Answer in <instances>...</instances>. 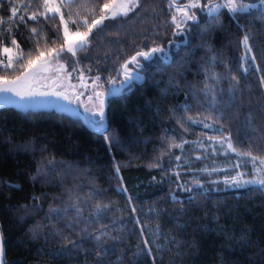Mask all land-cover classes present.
Segmentation results:
<instances>
[{"label": "trees", "instance_id": "obj_1", "mask_svg": "<svg viewBox=\"0 0 264 264\" xmlns=\"http://www.w3.org/2000/svg\"><path fill=\"white\" fill-rule=\"evenodd\" d=\"M112 1L74 0L80 6L71 9L68 27L75 31L71 21L84 16L91 22L92 5L99 18V5ZM243 2L256 6L236 14L222 10L214 29L193 25L181 35L170 19L178 4L169 10V0H141L128 17L97 25L75 57L62 53L58 63L73 80L79 70L89 84L99 74L104 88L98 90L109 92L122 80L120 65L135 53L164 49L143 60V82L109 100L104 133L57 111L0 109L6 264H264V188L226 183L237 172L252 178L253 165L207 139L230 137L238 150L264 155V5ZM38 3L0 0V51L14 38L24 63L37 48L57 62L47 51L64 43L63 25L58 16L29 20ZM14 6L26 23L12 18ZM62 11L67 20L69 9ZM196 11L199 27H207L212 18ZM33 27L45 34L39 45ZM245 34L255 62L241 60ZM20 64L17 58L11 68L0 67V78L19 75L27 68ZM232 77L239 81L234 92ZM184 141L183 149L172 147ZM145 238L151 256L141 251Z\"/></svg>", "mask_w": 264, "mask_h": 264}, {"label": "snow or ice", "instance_id": "obj_2", "mask_svg": "<svg viewBox=\"0 0 264 264\" xmlns=\"http://www.w3.org/2000/svg\"><path fill=\"white\" fill-rule=\"evenodd\" d=\"M29 6L32 3V0H28ZM176 4V0H169L168 8L169 10L173 9V7ZM261 4L264 5V0H261ZM80 5H77L74 3V0H39V3L37 5V10L31 11L30 14H28V19L31 21H38L40 17H43L45 20H52L55 19L56 16L59 17V22L61 25H63L62 28V39L64 41L63 44L60 45L59 49L52 48L47 51V56L52 57L57 62L61 59L62 53L65 51L67 53H70L71 56L75 57L77 54V51H82L86 48V46L90 43L88 40V36L92 33V30L97 27V25H100L105 19H112L115 20L117 18H126L129 16L130 13H133L137 8L141 7V0H113V3H104L102 5H99L100 8V15L99 18H96V12L95 8L96 5H92L90 7L93 8L92 11V20L89 22V19L87 16L81 17L80 21L77 22L76 20H72V24L75 26V32L73 33L69 27L68 22L71 20V17L73 15V12L71 11L72 8L78 7ZM256 5L251 3H244L243 0H187V3L182 4L180 7H176L174 12L170 11V19L171 24L176 30L175 34H184L186 31H191L192 26H197V30L201 32H206L214 29L215 26L219 25L221 22L222 16L225 14L224 11L226 10L227 13L230 14H236L238 12H244L247 11L249 8H253ZM67 7L69 9L68 12V19H65V14L62 11L63 8ZM197 9L204 15L211 17L212 19L208 22L207 27L200 28V21L202 19L201 16L197 14ZM110 11V15H105V13H108ZM51 14V16H50ZM11 15L12 18H17L20 22L26 23L24 15H20L17 17V7H12L11 9ZM76 15L79 17V13H76ZM191 22V23H189ZM4 22L2 19H0V25H2ZM84 27L86 30L81 32L80 28ZM30 32L33 34V37L36 39L37 45H39V42L41 39L45 38V34L43 32H38V29L36 27H33L30 29ZM73 35L76 37L75 40L72 39ZM250 37L248 34H245L243 36L242 44H243V55L241 57V60L245 62H255L256 57L252 54L251 45L249 43ZM2 43V42H0ZM10 43L15 46L19 47L17 44V41L13 38L11 39ZM55 44V41L52 42ZM3 52L8 54L7 56V62L0 60V67L3 69L11 68L13 65V57H12V48H9L7 46H3ZM33 51H37L38 54L33 59L31 55H29L28 59L26 60V63H24V56L21 54L18 57V60L21 62V67H27L32 68L34 63L36 61H40V66L37 69V71H48L50 67V61L45 58L46 52L44 50H40L39 48L33 49ZM157 52H164V49L162 47H153L150 51H138L134 56H132L128 61L120 65V71L117 72V75H123L124 79L121 81V87L120 88H114L111 89V94L115 95L118 92L121 91L125 86H131L132 83L141 77V73L139 71L133 72V70L129 69V64L135 65L137 67H142L141 60L138 58H143L144 60H149L152 58L153 53ZM78 63V61H77ZM59 68L61 71L65 70V66L63 64L59 65ZM73 72H76L77 69L73 68ZM242 71L244 73L248 72V68L242 66ZM35 76V73H33V77ZM66 79L69 81V87L75 88L76 85L71 84L72 79V72H68ZM87 77H85L83 70H79V75L77 76V80L80 83L81 88H83L85 91L89 87L85 83ZM91 94L87 96V100L89 102H92L95 98L96 101H98L97 104H94L93 108H89L87 105H85L84 111L90 113L89 120L91 123L94 124V126L98 128H103V122L105 120V106H104V96L106 95V92L108 90H98L104 88V82L101 81V76L99 74L95 75L94 77H91ZM232 80L236 81V84L233 85L230 88V91L237 90V86L239 85V81L236 80L235 77H232ZM29 77L27 75H22L16 77L15 80H5L0 78V94H7V93H14L16 96L21 97L23 100L25 97L31 98L32 96L36 95V93L32 92L31 89L25 90L26 85L28 84ZM260 87L264 88V76H261L259 78ZM108 84H114L115 81L109 78L107 80ZM40 95H56L61 96L62 93L60 92H53V93H40ZM79 95H84V91H81ZM79 95L76 97L77 100H79ZM5 98H8L5 96ZM64 99H67L66 96L63 97ZM213 104H215V98H213ZM191 119V117H189ZM197 122V121H193ZM198 123L204 124V127L211 128L212 124L204 123V121H198ZM106 140H108L109 146L112 145V140L108 137H105ZM209 140L216 141L223 147L225 144L227 145L226 151H231L233 153H236L240 157H246L248 158L252 165V171L254 175L250 179H244V176L246 175L243 172H237L234 177H231L230 179L226 180V183H230L236 187H248V186H259L261 188H264V155H254L251 150L248 151H240L238 150L232 143L230 137H215L210 136L207 137ZM188 143V141H184L179 144H173L172 147L183 149L184 144ZM199 146L203 147L204 145L201 143ZM215 150V149H213ZM180 156H176L175 159L177 161L180 160ZM199 159V157H198ZM236 167H239V164L235 165ZM153 167H159V165H153ZM215 170V169H213ZM117 171H119V168L117 167ZM207 171V169H205ZM177 176H179V173H176ZM197 187H200L199 181L194 182ZM189 190V189H186ZM25 208L27 206H24ZM56 211V210H54ZM132 211L135 212L136 209L132 208ZM141 231H143V228L141 227ZM97 241L101 239L100 236L94 237ZM4 238L2 232H0V264H6L5 261V248H4ZM144 245L146 246L145 249H142L147 256H151L152 248L149 245L148 240L145 238L143 241ZM153 261L155 260V257H152Z\"/></svg>", "mask_w": 264, "mask_h": 264}, {"label": "water", "instance_id": "obj_3", "mask_svg": "<svg viewBox=\"0 0 264 264\" xmlns=\"http://www.w3.org/2000/svg\"><path fill=\"white\" fill-rule=\"evenodd\" d=\"M185 34V33H184ZM186 41H187V36H186ZM160 56H162L161 52H157ZM136 54V53H135ZM134 54V55H135ZM156 53L152 54V58L149 60H144L143 58H138L141 60V65L142 67H137L135 65L129 64V69L133 70V72L139 71L141 73L140 79L134 81L133 83H141L145 80V74L142 72L144 69L145 65L143 63L144 61H151ZM133 55V56H134ZM168 57L165 58L163 56V59L165 61H170L171 56L169 55V50H168ZM129 60V59H128ZM127 60V61H128ZM40 64L33 65L32 68L25 70L18 76L22 75H27L29 77L28 84L26 85L25 90L31 89L32 92L36 93V95L32 96L31 98L25 97L23 100L21 97L16 96L14 93H7V94H0V109L2 108H15L17 110L23 111V112H29V111H57L59 113L67 114L70 116L74 117H79L82 119V121L93 131L98 132V133H104L108 129V105H109V100L121 94L124 92L129 86H125L123 89H121L120 92L117 94L113 95L111 94V90L106 93L104 96V106H105V120L103 122V128H98L95 127L86 117V114L84 111L78 106V100L77 98L72 101L70 95L68 92L59 90L54 87H49L47 85H35V76L40 73V72H48V71H37L39 68ZM132 66V67H131ZM50 69V67H49ZM33 73H35V76L33 77ZM16 76V77H18ZM15 78L12 79H5V80H15ZM124 79V77H123ZM132 83V84H133ZM121 87V82L117 85H115L112 89L114 88H120ZM53 92H60L62 93L61 96H56V95H40V93H53ZM7 96L8 98H5ZM66 96L67 99H64L63 97ZM81 98V97H80ZM82 99V98H81ZM0 232H1V227H0Z\"/></svg>", "mask_w": 264, "mask_h": 264}, {"label": "rangeland", "instance_id": "obj_4", "mask_svg": "<svg viewBox=\"0 0 264 264\" xmlns=\"http://www.w3.org/2000/svg\"><path fill=\"white\" fill-rule=\"evenodd\" d=\"M180 1L181 0H176V4H178L179 6H181L184 3H187V0L185 2H182V1L180 2ZM112 3H113V1L111 2V4ZM110 11L111 10H109V12L106 13V15H110ZM71 31L73 33L75 32L73 30H71ZM72 39L75 40L76 37L73 35ZM88 40H89V38H88ZM7 47L12 48V57H13V65H14L16 59L20 55L19 49L17 47L13 46L12 44L7 45ZM1 49H3V47ZM0 53L5 54V56H6L5 63H6L7 62V56H8V54L4 53L3 50H1ZM40 63H41L40 61H36L34 63V65L40 64ZM59 65H60V63H58V62L50 61V69H49V71L48 72H40V73H38L35 76V85H39V84H43L44 83L43 85H47L49 87H54V88H57L59 90H63V91L68 92L69 95H70V97L71 96L72 97H75V96L77 97L79 95V93L81 92V91L80 92L77 91L78 86H79L80 83L77 81V79H74V80L71 79V84L76 85V87L75 88L69 87L68 86L69 85V81L66 79L67 73L65 72V70L64 71H61L60 68H59ZM27 69H29V68H26L25 70H27ZM44 76H45V78H44ZM13 78H15V77H13ZM4 79H8V78H4ZM9 79H12V78H9ZM44 79H46V80H44ZM122 80H123V77H122ZM85 92L86 91H84V94H85ZM79 96H83L84 97V95H79ZM94 102L95 103H98V101H96L95 98H94Z\"/></svg>", "mask_w": 264, "mask_h": 264}, {"label": "flooded vegetation", "instance_id": "obj_5", "mask_svg": "<svg viewBox=\"0 0 264 264\" xmlns=\"http://www.w3.org/2000/svg\"><path fill=\"white\" fill-rule=\"evenodd\" d=\"M132 67V66H131ZM145 69V68H144ZM144 69L142 70V72H144ZM44 78H45V76H44ZM48 78V77H47ZM44 80H46V79H44ZM44 84V83H43ZM42 84V85H43ZM87 85H89V87L87 88V90H86V92H85V94H84V97L83 96H79V100H78V106L84 111V108H85V105H87L89 108H93V106H94V104H97V103H95L94 102V100L92 101V102H89L88 100H87V96L89 95V94H91V91H92V89H91V87H90V85L91 84H89V83H86ZM40 85V84H39ZM77 91H85V90H83V88H81V86H80V84H79V86H78V89H77ZM107 93V92H106ZM82 99H81V98ZM76 98V96L75 97H72L71 96V99H72V101H74V99ZM84 113L86 114V117H87V119L89 120V116H90V113H88V112H85L84 111ZM90 121V120H89ZM93 124V123H92ZM94 125V124H93ZM96 127V126H95Z\"/></svg>", "mask_w": 264, "mask_h": 264}, {"label": "built area", "instance_id": "obj_6", "mask_svg": "<svg viewBox=\"0 0 264 264\" xmlns=\"http://www.w3.org/2000/svg\"><path fill=\"white\" fill-rule=\"evenodd\" d=\"M0 60H2V61H6V56H5V54H3V53H0Z\"/></svg>", "mask_w": 264, "mask_h": 264}]
</instances>
